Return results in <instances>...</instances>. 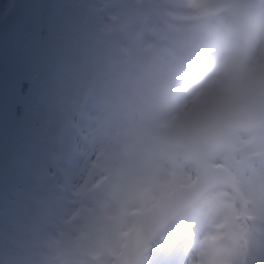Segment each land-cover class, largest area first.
<instances>
[{"label": "rangeland", "instance_id": "1", "mask_svg": "<svg viewBox=\"0 0 264 264\" xmlns=\"http://www.w3.org/2000/svg\"><path fill=\"white\" fill-rule=\"evenodd\" d=\"M252 2L0 0V264H160L178 230L172 264H245L244 237L250 264H264V147L253 141L264 90L248 93L237 76L264 77V0L247 12ZM143 120L160 127L166 164L181 152L206 167L196 186L159 182ZM221 152L258 194L239 186L247 220L227 187L195 203L204 183L227 179L207 164ZM121 156L130 160L117 169ZM133 170L135 183L118 189L127 222L106 224L103 200ZM60 200L80 209L70 223Z\"/></svg>", "mask_w": 264, "mask_h": 264}, {"label": "bare ground", "instance_id": "2", "mask_svg": "<svg viewBox=\"0 0 264 264\" xmlns=\"http://www.w3.org/2000/svg\"><path fill=\"white\" fill-rule=\"evenodd\" d=\"M262 0H258V2H260ZM257 2V0H253L252 2V5L248 7L247 9V12L248 10L252 9L253 10V7L255 6V3ZM257 2V3H258ZM263 5V3H262ZM247 8V7H246ZM264 8V7H263ZM262 8V9H263ZM264 11V10H263ZM252 11H250L248 14H250ZM246 13V12H245ZM263 13V12H262ZM261 16V14H260ZM211 18V17H210ZM246 18L243 20L245 21ZM244 23V22H243ZM255 23V22H254ZM243 26V25H242ZM242 26H240V29L243 28ZM260 26V25H259ZM254 27V26H253ZM209 29V27H208ZM239 29V30H240ZM210 30V29H209ZM205 31V30H204ZM208 32V31H207ZM211 33V32H210ZM217 33V31H216ZM208 34V33H207ZM214 34V32L212 33ZM211 34V35H212ZM249 34V33H248ZM252 34V33H251ZM206 35V34H205ZM209 36V35H208ZM210 37V36H209ZM213 38V35L211 36ZM255 37V36H254ZM251 38H252V35H251ZM256 38V37H255ZM254 38V39H255ZM215 39H216V36H215ZM212 40V39H211ZM214 41V40H213ZM206 44H209V40L205 41ZM254 40L253 39H248L246 41H242L241 43L243 44L244 47H253L254 49L256 48V43L253 44ZM264 44V43H263ZM209 46V45H207ZM208 48V47H207ZM259 48V49H258ZM253 49V50H254ZM257 51L259 53V57L260 59H258V63L262 64L264 61L262 59V55L261 54H264V46L263 47H259V45L257 46ZM214 50V49H213ZM206 52V55L207 57L209 56V53H207V50L204 51V53ZM256 52V51H255ZM211 53V52H210ZM245 63V62H244ZM246 64V63H245ZM258 64V65H259ZM260 64V65H261ZM241 66V65H240ZM39 69V67H38ZM244 70V69H243ZM243 70L239 69L238 73H237V76L239 78V80L241 81V83L244 85L245 89L248 90V93H251L254 95V92L255 94L259 91V90H264V77H262L261 75L258 76V75H252V74H249V73H246L245 71L243 72ZM246 73V74H245ZM259 82L260 84H255ZM239 94V93H238ZM252 95V96H253ZM241 96H244L243 100L245 99V95H241ZM225 102V101H224ZM226 105V104H225ZM227 106V105H226ZM154 111H152L153 113ZM161 113V112H160ZM158 114V113H157ZM163 114V113H162ZM162 116V115H161ZM154 117V116H153ZM160 117V116H159ZM162 118V117H161ZM155 119V118H154ZM157 119V118H156ZM141 125V124H140ZM142 126L143 128L145 129L146 131V134L149 136V137H152L154 135H161L159 132H160V127L157 126V127H152L149 120L147 121H142ZM260 137L259 138H256L254 142V144L256 145V143H260L262 144L261 146L264 147V133H260L259 134ZM156 137L154 136L153 137V145H154V154L151 158V160L149 161V164L151 165L150 166V169L152 170L153 174L158 178L159 182L161 183H165V181H167V184L164 185V187L168 188L170 190L171 188V185H172V178L175 177V175H178L181 179V181L184 183V181L186 179H191L189 181V184L192 183L193 186H196L198 183H197V175L200 174V172L206 168L204 167L203 165H197L194 161L192 160H188L186 159L183 154L180 152V153H175L174 154H177V160H178V164H176L175 166H172V171L170 170V165L169 164H166V162L164 161V159L166 158V155L164 154L163 152V146H162V143H160V141L156 140L155 139ZM125 141V140H124ZM126 142V141H125ZM251 143L250 142V146H251ZM254 144H253V147H254ZM75 145H76V142H75ZM120 146V145H119ZM162 146V148H161ZM131 147V143H130V146L129 144L127 143L126 146L123 147V152H125V156H127L130 152H127L128 149L129 151L131 150L130 149ZM259 147V146H257ZM119 148V147H118ZM76 149V148H75ZM79 151V150H78ZM107 154V153H106ZM106 156V155H105ZM110 156V155H109ZM125 156H121L120 157V160H121V163L114 167L117 169H120V166L122 165V163H126L127 166H128V158H126ZM108 157V156H107ZM129 157V156H128ZM113 160V158H112ZM166 160V159H165ZM111 161V160H110ZM109 161V162H110ZM167 161V160H166ZM175 163V162H174ZM209 167H215V168H218V170L222 171L226 176H227V179L226 180H219V181H215V182H207V183H204V187L202 190H200L198 193V197L195 199V203L199 204V206L205 202L204 200L207 199V197L210 196L209 192H211V190L213 189H216L219 190L221 188H226L229 189V192L232 191L233 192V196L235 198V202L236 204L239 206L240 208V214H241V217L243 216L244 219L246 218L247 220V215L246 213H248V210L251 209L249 208L246 203L243 201V198L240 197L238 190H239V186H243L245 187V189H247V192H246V195L248 196H253L254 198L258 196V194L256 192H254V187L252 185V181H251V178L247 177L245 170L240 167L239 165L236 166L234 164V162H232L228 155L225 153V152H221V154L217 155L216 158L212 161V162H209L207 163ZM112 165V164H111ZM130 165V164H129ZM231 165L235 166L232 167ZM122 168V167H121ZM129 168V167H128ZM177 168H179L181 170L180 173L177 174ZM182 168L184 170H182ZM134 169V168H133ZM171 171H169V170ZM126 170H129V169H126ZM123 169V172L122 173H125V171ZM136 170V169H135ZM135 170H133L132 172L130 171V174L127 176V177H124V180L122 181V184L119 185L117 188L115 189H112L111 191L109 190L110 192V200L109 201H106V200H103V205H104V209L101 211L100 213V218H102L103 221H105V223L107 224V217L108 216H113L115 217L116 219H119V221L123 222V221H126L127 222V219L126 217H124V213L126 212L127 208H128V205H127V202L126 204H121V201L117 203V200L119 201L121 198V195L123 194H118V189L123 187V188H126L127 186L126 185H130V184H134L135 183V180L138 178V175L139 173H137ZM236 170H239L236 171ZM244 170V171H242ZM237 175V176H236ZM240 176H243V177H239ZM224 179V178H223ZM171 180V181H170ZM118 184V183H117ZM162 184V185H163ZM116 187V186H115ZM200 187V186H199ZM188 189V188H187ZM213 194V193H212ZM217 197L220 195V193H216L215 194ZM61 198L63 197L62 194H60ZM221 196V195H220ZM245 198V197H244ZM209 199V198H208ZM233 199V198H232ZM263 198H260V200L258 201L259 202V205L261 207L264 208V201L262 200ZM127 200V199H126ZM62 203H63V207H61V212L63 213V216H64V212L67 216V222H69V216L70 215H73V216H77L79 214V207L77 206H72L71 203H66L64 202V200H60ZM208 201V200H206ZM68 204V205H67ZM73 204V203H72ZM120 205L119 208H116L115 206L116 205ZM204 205V203H203ZM202 207V206H201ZM248 208V209H247ZM247 210V211H246ZM254 213V212H253ZM126 216V214H125ZM242 217V218H243ZM76 218V217H74ZM110 218V217H109ZM64 220H65V216H64ZM74 220V219H73ZM92 221H94V219H92ZM250 220L246 221V226L247 228H245V233L244 235L246 236L247 235H250L251 234V229H250V225L249 224ZM261 222V221H260ZM70 223V222H69ZM89 224L90 222L88 221V225L86 227H84L87 231L88 228H89ZM92 224V223H91ZM72 225V224H70ZM244 226V224H241ZM262 225V224H261ZM264 226V225H263ZM70 227V226H69ZM68 227V228H69ZM74 228V227H73ZM83 228V226H82ZM81 228V229H82ZM83 228V229H84ZM249 228V229H248ZM183 229V228H182ZM181 231V229H180ZM90 232V231H89ZM88 232V233H89ZM85 233V232H84ZM178 233H180L176 239H174V247L172 248V251L171 253H169L168 255L165 254L164 257H161V263L160 264H172L174 259H175V256L176 254L178 253L180 247H181V244H182V233L179 232L178 230ZM250 233V234H249ZM75 234V233H74ZM86 236V235H85ZM247 237V236H246ZM71 238L72 240H77L79 238H85V237H81L80 235H71ZM243 238V236H242ZM88 239V238H87ZM69 240V239H68ZM71 240V239H70ZM71 240V241H72ZM91 240V239H90ZM89 240V241H90ZM241 244H243L244 246V249L245 250H242V255H243V258H244V262L245 264H250L249 261L252 260V258L250 257V253H252L251 249L249 248V246L247 245L246 243V238L244 237L242 239V242ZM189 255H190V252H189ZM189 255L187 256V259L189 257ZM101 256V255H100ZM186 259V261H187ZM98 261H100L99 264H108L109 263V259L106 257L103 256V257H100L98 259ZM186 263V262H185ZM85 264H90L88 262H86Z\"/></svg>", "mask_w": 264, "mask_h": 264}]
</instances>
